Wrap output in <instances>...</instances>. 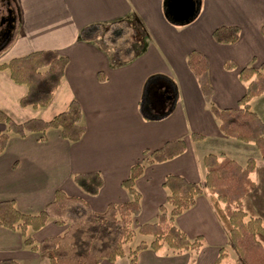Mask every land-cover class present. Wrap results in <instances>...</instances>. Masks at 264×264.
I'll return each instance as SVG.
<instances>
[{"label": "crops", "instance_id": "0c3cea01", "mask_svg": "<svg viewBox=\"0 0 264 264\" xmlns=\"http://www.w3.org/2000/svg\"><path fill=\"white\" fill-rule=\"evenodd\" d=\"M7 1L14 23L10 42L0 53V63L36 51H54L68 63L60 86L44 109L22 108L19 100L26 94V87L15 84L6 71H0V110L15 123L49 121L75 100L85 132L76 143L62 139L57 130L48 131L44 142L39 134L30 133L25 138L10 134L0 154V202L13 201L20 213L37 214L61 191L78 200L67 209L81 205L85 210L103 213L110 204L128 201L121 184L131 167L143 159L144 152L183 140L182 154L145 165L135 182L140 194L136 221L149 223L165 202L162 184L166 176L201 183L205 176L203 158L208 154H224L241 166L248 160L244 154L251 152L255 158L254 144L222 135L187 65V57L196 51L206 58L214 106L219 110L237 108L246 89L238 72L246 66L258 69L264 65V39L260 33L264 0H198L195 17L184 25L166 19L164 0ZM104 26L111 29L102 35L98 29ZM120 27L128 30L125 46L111 42L107 47L110 33L118 35ZM220 27H237L238 41L215 42L212 33ZM134 42V58L122 63L132 57ZM226 63H232L234 69H225ZM156 74L169 78L175 88L172 109L160 119L140 112L145 82ZM251 109L264 126V93L252 100ZM4 130L0 124V131ZM192 134L203 139L194 140ZM87 174H99L101 178V187L94 196L73 180L75 175ZM258 203L264 226V204ZM175 224L188 238L202 239L199 254L166 255L147 249L138 253L136 264H213L219 249L225 247L229 254L224 227L207 193L176 217ZM65 228L52 220L31 235L39 243L62 234ZM119 259L100 264H120ZM8 260L47 264L44 257L23 246L18 232L0 226V262ZM122 264H129V259Z\"/></svg>", "mask_w": 264, "mask_h": 264}, {"label": "trees", "instance_id": "16d2710c", "mask_svg": "<svg viewBox=\"0 0 264 264\" xmlns=\"http://www.w3.org/2000/svg\"><path fill=\"white\" fill-rule=\"evenodd\" d=\"M198 3V0H196ZM166 19L172 23L169 10ZM237 27H220L212 33V38L220 44H234L239 38ZM264 39V22L260 26ZM133 55L137 44L132 45ZM6 49V46L0 51ZM67 58L54 51H36L22 57L0 63V71H6L12 82L26 87V94L19 100L22 108H47L64 76ZM187 65L193 73L199 89L210 111L218 122L222 135L244 144H254L264 162V126L251 109L254 98L264 93V65L256 69L246 66L238 72V79L246 83L245 93L235 109H217L211 101L212 88L208 79V66L204 55L192 51L187 57ZM225 69L234 65L226 63ZM99 78L101 74L98 75ZM101 79V78H100ZM175 100L173 83L163 75L147 78L142 95L141 114L153 119L165 117ZM0 154L5 150L9 135L25 138L28 134L40 135L46 140V133L57 130L62 139L78 142L85 132L79 104L72 100L67 108L49 121L30 119L15 123L0 110ZM194 140L203 139L191 135ZM184 141L165 143L153 152H144V157L130 169L122 187L128 194V201L110 204L103 213L85 210L82 219H66L64 213L69 204L78 202L68 198L61 191L55 193L54 200L37 214L20 213L13 201L0 202V226L22 237L27 249L44 257L47 264H100L114 262L127 256L129 264H136L137 255L150 249L166 255L184 253L199 254L203 242L200 237L190 239L175 224V218L190 209L195 199L207 193L212 207L221 221L227 238L226 247L235 254V264H264V226L259 217H249L243 208L244 198L255 188L250 174L255 169V161L248 159L243 166L224 154H208L203 158L205 176L201 183H189L184 178L168 175L163 182L166 191L164 204L158 208L154 221L138 224L140 194L136 180L143 174L145 165L164 162L182 154ZM74 182L87 194L96 195L101 187L99 174L75 175ZM66 228L62 234L36 243L32 233L42 229L48 221ZM142 239L133 249L126 250L133 239ZM227 256L226 248L219 249L213 264H220ZM0 264H18L16 261H1Z\"/></svg>", "mask_w": 264, "mask_h": 264}, {"label": "rangeland", "instance_id": "374dc122", "mask_svg": "<svg viewBox=\"0 0 264 264\" xmlns=\"http://www.w3.org/2000/svg\"><path fill=\"white\" fill-rule=\"evenodd\" d=\"M111 29L110 26H104V28H99L98 33L105 35L108 33V31ZM117 30H120V33L117 35L114 32L110 33V37L106 42V46H111V42H116L122 44V48L125 46V40H127V34L128 30L124 29L123 27L118 28ZM108 37V36H107ZM117 45V44H116ZM1 53V52H0ZM2 54H0L1 56ZM253 146V145H251ZM255 148V147H254ZM256 151V149H254ZM246 155V156H245ZM243 157H247L248 159L255 160L256 167L254 172L251 175V179L255 184V189L252 190L251 194L245 201L243 202V208L247 215L249 217H260L261 213V207L259 208V201L264 204V162L260 159L258 156V152L256 151L255 158L251 152H248L247 154H244ZM255 202V203H254ZM257 202V203H256ZM257 204V205H256ZM70 209H67L64 213V218L66 219H82L85 213V209L81 205H72ZM72 208H75L72 210ZM142 238L137 235L132 243L127 246L126 250L133 249L135 246L140 242ZM229 254L223 259V262L221 264H234V253L231 252V250L228 251ZM129 258L127 256L119 259L122 260V262H126Z\"/></svg>", "mask_w": 264, "mask_h": 264}, {"label": "water", "instance_id": "95a60500", "mask_svg": "<svg viewBox=\"0 0 264 264\" xmlns=\"http://www.w3.org/2000/svg\"><path fill=\"white\" fill-rule=\"evenodd\" d=\"M166 9L169 10L173 24L184 25L195 17L198 3L194 0H164V10Z\"/></svg>", "mask_w": 264, "mask_h": 264}, {"label": "flooded vegetation", "instance_id": "af4514ba", "mask_svg": "<svg viewBox=\"0 0 264 264\" xmlns=\"http://www.w3.org/2000/svg\"><path fill=\"white\" fill-rule=\"evenodd\" d=\"M14 23L10 2L0 0V51L9 44Z\"/></svg>", "mask_w": 264, "mask_h": 264}]
</instances>
